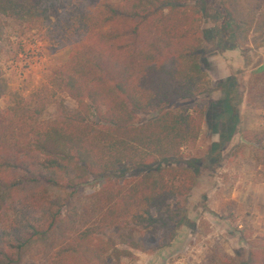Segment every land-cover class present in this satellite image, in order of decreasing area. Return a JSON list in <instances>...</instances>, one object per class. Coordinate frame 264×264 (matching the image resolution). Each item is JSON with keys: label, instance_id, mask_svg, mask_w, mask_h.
Wrapping results in <instances>:
<instances>
[{"label": "trees", "instance_id": "16d2710c", "mask_svg": "<svg viewBox=\"0 0 264 264\" xmlns=\"http://www.w3.org/2000/svg\"><path fill=\"white\" fill-rule=\"evenodd\" d=\"M219 1L0 0V18L41 33L53 53L70 49L49 87L0 107V264H23L38 247L46 264H125L135 250L175 243L190 224L183 201L199 184L201 161L169 162L199 139L206 118L195 102L207 80L204 36L227 42L240 29ZM222 88L232 136L239 86L232 78ZM6 90L0 73V99ZM247 94L250 109L264 104V65ZM53 103L59 113L47 118ZM249 141L263 147L264 130ZM238 264H264V243L249 241Z\"/></svg>", "mask_w": 264, "mask_h": 264}, {"label": "rangeland", "instance_id": "374dc122", "mask_svg": "<svg viewBox=\"0 0 264 264\" xmlns=\"http://www.w3.org/2000/svg\"><path fill=\"white\" fill-rule=\"evenodd\" d=\"M219 3L233 14L240 29L227 42L204 36L201 59L207 80L195 102L205 104L206 118L199 139L183 149L181 158L169 162L201 161L199 184L183 201L190 224L180 228L172 246L155 252L135 250L133 257L124 259L125 264H238L249 254V241L264 243V146L249 141L264 130V104L250 109L247 103L250 75L264 65L263 4L260 0ZM60 11V6L54 7L53 17ZM203 27L212 29L207 15ZM0 28V73L7 84L0 107L6 110L29 101L36 90L49 87L50 77L68 62L70 49L53 53L41 33L25 31L19 23L4 17L0 18ZM232 78L237 80L241 102L239 121L230 136L220 103L226 96L222 85ZM55 98L68 110L76 108L64 93H57ZM58 113V104L53 103L46 117ZM151 116L142 115L141 120ZM99 186L92 184L88 191ZM47 259L46 252L38 247L23 264H46Z\"/></svg>", "mask_w": 264, "mask_h": 264}]
</instances>
